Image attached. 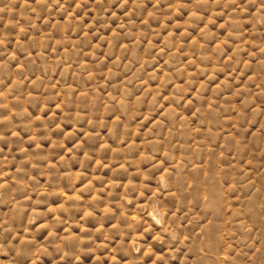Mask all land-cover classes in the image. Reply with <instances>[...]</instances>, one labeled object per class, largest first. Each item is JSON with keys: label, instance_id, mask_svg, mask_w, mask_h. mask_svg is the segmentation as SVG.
Here are the masks:
<instances>
[{"label": "rangeland", "instance_id": "obj_1", "mask_svg": "<svg viewBox=\"0 0 264 264\" xmlns=\"http://www.w3.org/2000/svg\"><path fill=\"white\" fill-rule=\"evenodd\" d=\"M0 264H264V0H0Z\"/></svg>", "mask_w": 264, "mask_h": 264}]
</instances>
